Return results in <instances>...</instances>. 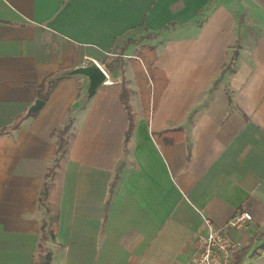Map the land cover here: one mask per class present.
Instances as JSON below:
<instances>
[{"label":"crops","instance_id":"obj_1","mask_svg":"<svg viewBox=\"0 0 264 264\" xmlns=\"http://www.w3.org/2000/svg\"><path fill=\"white\" fill-rule=\"evenodd\" d=\"M143 45L166 78L153 108L133 69ZM92 63L106 78L88 95L72 71ZM68 115L50 264H185L204 218L241 211L251 219L225 228L248 245L238 264H264V0H0V264L37 259Z\"/></svg>","mask_w":264,"mask_h":264},{"label":"trees","instance_id":"obj_2","mask_svg":"<svg viewBox=\"0 0 264 264\" xmlns=\"http://www.w3.org/2000/svg\"><path fill=\"white\" fill-rule=\"evenodd\" d=\"M236 53V52H235ZM236 55V54H235ZM122 56V55H121ZM137 57L132 60L134 74L141 95V100L144 107L152 105V108L157 103V100L166 85V78L163 73L155 67L156 50L153 45H143L140 51L137 52ZM120 58H116V61ZM234 60V57H233ZM232 63V62H231ZM111 66V65H110ZM118 66V65H117ZM116 66V67H117ZM112 68V67H111ZM115 68V67H113ZM56 81L55 77L45 79L39 86V97L45 100L50 93ZM121 101L127 111L128 127L125 133V142L130 138L134 130V116L129 105V89L125 82L122 84ZM72 118L67 116L63 124L55 129L52 135L55 137L56 150L51 166L45 174V181L39 194V206L44 208L47 214L45 221L41 225V240L38 244L37 259L31 260L29 264H50L51 249L47 245V241L54 238L56 226L58 222V196L60 188V173L62 165L67 159L72 138L67 136L70 129ZM179 132L181 129H174ZM171 130L163 131L159 134L170 133ZM182 136L177 135L169 140L175 141L181 139ZM248 245L239 249L234 254L238 264L239 259L246 253Z\"/></svg>","mask_w":264,"mask_h":264},{"label":"built area","instance_id":"obj_3","mask_svg":"<svg viewBox=\"0 0 264 264\" xmlns=\"http://www.w3.org/2000/svg\"><path fill=\"white\" fill-rule=\"evenodd\" d=\"M250 219L249 212L241 211L220 227L204 218L206 231L196 237L195 249L185 264H232L233 256L242 244L228 235L225 228H239Z\"/></svg>","mask_w":264,"mask_h":264},{"label":"water","instance_id":"obj_4","mask_svg":"<svg viewBox=\"0 0 264 264\" xmlns=\"http://www.w3.org/2000/svg\"><path fill=\"white\" fill-rule=\"evenodd\" d=\"M72 74H81L89 79V87H88V95H91L93 91L105 81L106 74L96 63H92L90 65H84L73 69ZM43 100L35 99L32 105L28 108L27 113H33L42 105Z\"/></svg>","mask_w":264,"mask_h":264},{"label":"rangeland","instance_id":"obj_5","mask_svg":"<svg viewBox=\"0 0 264 264\" xmlns=\"http://www.w3.org/2000/svg\"><path fill=\"white\" fill-rule=\"evenodd\" d=\"M135 95H136V92H133L132 89H131V90H130V98H131L132 96L134 97ZM133 97H132V98H133ZM131 102H132V101H131ZM131 104H132V106H134V107H133L134 111H136V110H137L136 102L133 101V103H131ZM71 134H72V133H71V130L69 129V131H68V133H67V136L70 138V137H71Z\"/></svg>","mask_w":264,"mask_h":264},{"label":"bare ground","instance_id":"obj_6","mask_svg":"<svg viewBox=\"0 0 264 264\" xmlns=\"http://www.w3.org/2000/svg\"><path fill=\"white\" fill-rule=\"evenodd\" d=\"M105 73V72H104Z\"/></svg>","mask_w":264,"mask_h":264}]
</instances>
